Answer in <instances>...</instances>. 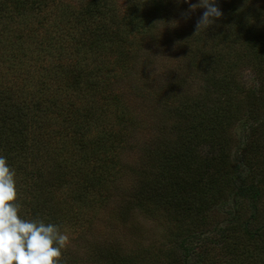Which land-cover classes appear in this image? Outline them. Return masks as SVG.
Wrapping results in <instances>:
<instances>
[{
  "label": "rangeland",
  "instance_id": "obj_1",
  "mask_svg": "<svg viewBox=\"0 0 264 264\" xmlns=\"http://www.w3.org/2000/svg\"><path fill=\"white\" fill-rule=\"evenodd\" d=\"M10 1L0 0L2 96L9 97V108H17L23 118L25 124L19 133L24 147L32 145L30 149L37 154L38 169L56 163L60 175L55 182H75L56 189L54 193L60 195L57 199L73 192L81 197L71 200L74 206L66 210L70 213L54 223L69 236L62 250L63 259L73 264H103L108 259L120 260L121 264H184L180 237L195 229L191 244L186 243L194 253L184 257L185 264H264V231L254 238L242 232L246 221L252 230L264 226L263 149L257 163L248 164L251 172L245 180L258 186L254 201L257 220L249 219L251 208L246 196L235 201L230 184L224 182L228 184L227 203L223 207L211 205L198 230L195 214H182L172 208L167 195L172 192L169 185L165 190L159 187L176 170L182 185L176 198H188L191 206L187 209L191 211L202 203L205 190L195 180L191 157H183L177 164L172 159L180 153L177 150L183 131L188 138L193 134V104L212 76H207L202 65H191L188 46H197L199 53L227 62L228 52L233 49L228 39L234 32L229 15L238 14L250 30L264 28V0H216L222 17L195 34L204 9L186 18L183 14L189 4L183 0H161L166 15L152 11L157 8H151V4H162L160 0H137L142 4L140 10L143 3L151 8L145 15L148 24H139L144 14L137 15L127 0H107L110 14L131 16L137 29L133 32L127 24L113 33L107 29L92 31L94 35L82 31V26L75 23L79 18L70 16L68 10L74 6L77 12L86 3L99 0H41L36 1L37 6L25 0L19 9ZM86 22L94 29L93 22ZM193 34L192 41L184 38ZM254 59L264 66L263 58ZM80 63L91 75H75ZM240 66L223 71L224 80L237 77L242 89H256L260 80L255 67L247 60ZM242 106L240 102L236 110L233 105L236 114L231 121L235 126L229 128L233 145L226 149V155L235 151L234 144L247 132L244 129L241 134L238 125L245 117ZM72 124L82 126L74 138ZM104 135L109 136L107 144L112 141V147L99 148V163L89 162L91 149L83 145L103 140ZM262 140L264 145V135ZM198 146L190 155L211 156L208 147ZM15 173L20 196L23 176ZM68 186L72 191L66 190ZM226 221L233 224L227 226ZM224 227L231 228L227 237L221 233Z\"/></svg>",
  "mask_w": 264,
  "mask_h": 264
},
{
  "label": "trees",
  "instance_id": "obj_2",
  "mask_svg": "<svg viewBox=\"0 0 264 264\" xmlns=\"http://www.w3.org/2000/svg\"><path fill=\"white\" fill-rule=\"evenodd\" d=\"M24 1L25 0H11L10 3L16 5L14 6L15 9H19V5H23ZM36 1L40 2L41 0H29V3H32L33 6H37L38 4ZM107 3V0H99L94 4H92V2L90 4L86 3V5L80 8V11L77 12L73 9V6V8L70 9L71 11L68 10L70 12L69 15L75 17L76 20L79 18L75 23L82 26V31H89L87 34L91 33L94 35L92 31L99 30L104 32L106 29L109 30L110 33H113V31L118 30L120 26H126L127 24L131 25V30L135 32L137 26L136 23L133 22L131 16L126 14L121 15L120 13H118V15L115 13L110 14L106 7ZM126 3L130 8H135L137 15L144 14L141 16L139 24L149 23V20L145 15L148 14L149 9L151 8H157V10L152 9V11H156V13L163 15L167 14L164 2H162V4L153 2L151 8H148L147 4L143 3V10L138 8L142 4L137 0H127ZM173 4L174 3L171 5ZM118 7L121 6L119 5ZM108 15H112L115 18ZM237 15L238 14L229 15V18L233 19V22L231 21L232 23L229 25H231L230 27H232L234 32L228 39L230 45H233V49L231 50L232 52H228L227 62L220 58H214L199 53L201 51L197 46H188V48L191 49L187 52L189 53L187 55L189 56L188 59L191 65H202V69L208 72L207 76L210 74L212 76L208 83L203 85V93L199 96L200 98H198L193 104L192 111L194 114L192 113L190 116L194 122V124L191 125L193 134L188 138L189 135L183 131L181 136L182 143L179 145L181 150H177V152L180 151V153L179 155H176V157L173 156L172 159L175 164H177L182 161L183 157H185V160L191 157L195 166V180L199 182L205 190L200 198L202 203L197 204L194 207L195 210L191 211L190 208L187 209V207L191 206L188 198L182 196L176 198L177 194L182 191V185L177 179L176 170L175 172L173 171V174H169V178H165V185L162 184L159 186L160 189L163 190H165L168 185L171 188L170 191L172 192L167 193V195L169 202L172 204V208L176 210V212H181L182 214L185 213L186 215H189L190 213L191 215L195 214L198 221L196 223V229L198 230H200L199 228L201 227V224L205 221L207 213L210 212L211 205L216 206L219 204L220 207H223L227 203L229 196L226 198V188L228 187V184L226 183L230 184V195L234 196L233 198L235 201L236 199H244L246 196L251 208L249 219L257 220L254 201L259 194L258 186L252 182L247 183L245 180L251 172V167L248 164H256L259 160L257 157L261 153L260 149L264 150L262 140L264 135V121L262 123V118L264 116V72L262 70L264 69V66L263 62L261 63L257 61V59H254L255 61L253 60V56L254 58L259 56V59L260 57L264 59V28L250 30L248 24H244L243 19ZM106 18L108 19V23L105 22ZM86 21H89L90 23L93 22L94 29L90 28ZM236 25L238 27L237 31L235 30ZM100 27L106 28L101 29ZM242 30L243 32H241ZM101 37H103V34H99V38ZM194 37V35H192V37L187 35L184 38L192 41L195 39ZM184 40L181 41L183 42ZM186 43L188 44V42ZM244 60H247V62L250 63V66L255 67V71L259 73L258 79L260 80V83H258L256 89H242L239 78L236 77L237 79L230 78L224 80L226 77L221 75L225 70H230L228 72L235 70V68L239 67ZM83 65L84 64L80 63L81 67H76L77 70L75 71V75H91L88 72L85 73V66ZM214 77H219L220 80L218 81L217 79H214ZM212 78L213 80L210 82ZM209 82L211 83L210 85ZM3 91L4 90H0V156L5 157L8 166L18 172V175L22 173L23 176L21 181L22 193L18 196L17 200L21 205L19 215L25 220L38 219L43 220L46 224H54L62 215L70 213V211L66 210L68 207L74 206L71 200L74 201L77 197H81L73 192L66 194V197H62L61 200L57 199L60 195L54 193L56 189L59 190L63 185L68 183L74 185L75 182L71 183L72 181H67L56 183V178L60 175L56 163L45 167L43 170L38 169L39 164L35 165L38 160L37 154L35 156L34 152L30 149L32 145H29L30 147H24V139L19 133L25 124L23 118L17 113V108L14 111L9 108L10 99L9 97L2 96ZM210 94H215V96L212 98ZM239 98L240 100L237 102ZM240 102L243 103L242 111L245 117L242 123H238V125L241 129V134L244 129H247V132L244 135H241L240 140L234 144L235 146H233V149L235 151L231 155H226V149L230 145H233L230 144L231 136H229V128H234L235 126L231 121L232 116L236 114L233 105L237 108L240 105ZM5 103L8 106L7 109L4 105ZM236 110H239V108ZM182 114H185V112H182ZM185 115H187V113ZM198 124H200V128L198 127ZM81 127L82 126L72 124L70 130L73 135L72 138H74V135L79 132ZM258 133L261 135H258ZM104 137L103 140H90L83 145V147L91 149V153L88 154L87 157L89 162L91 159L93 162L95 161L94 163H99L102 149L107 150L112 147V141L109 145L107 144L110 140L109 136L104 135ZM191 140L192 143H190ZM198 144L200 145V148L208 147V153L211 154V156L201 157V155H190L199 148ZM99 148L102 149L99 150ZM14 159H16L15 163L13 162ZM203 182L205 183L204 186L202 185ZM82 185L83 184H80V187ZM86 187V185L83 186L84 189H86ZM66 190L72 191V187L70 188L68 186L66 187ZM230 217H232L231 220L234 218L233 216ZM232 222L233 221H226L225 225L230 226L233 224ZM248 225V221L244 222L242 225V232L248 238H254L255 236H258L259 233L262 234L264 231V226L252 230ZM229 231H231L230 227L226 229L224 227L221 231L223 237H227ZM195 233V229H192L190 233L183 234V236L180 237L179 247L183 252L184 264V257L189 256L191 252L194 253L191 251L192 248L187 246L186 243L188 242L191 244V240L189 239H192L191 235ZM199 233L202 232L199 231ZM64 255L62 254L60 258V264H73L72 260L66 262L63 259ZM108 261L103 264H116L121 262L120 260L112 259H108Z\"/></svg>",
  "mask_w": 264,
  "mask_h": 264
},
{
  "label": "clouds",
  "instance_id": "obj_3",
  "mask_svg": "<svg viewBox=\"0 0 264 264\" xmlns=\"http://www.w3.org/2000/svg\"><path fill=\"white\" fill-rule=\"evenodd\" d=\"M189 4L183 15L189 18L197 9H204L197 20L195 33L208 29L223 13L216 0H183ZM193 34V35H194ZM16 173L0 156V264H60L62 250L69 236L58 225L43 220H25L19 215Z\"/></svg>",
  "mask_w": 264,
  "mask_h": 264
}]
</instances>
